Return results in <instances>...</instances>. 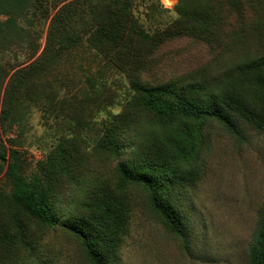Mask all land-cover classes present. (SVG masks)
I'll return each mask as SVG.
<instances>
[{
  "label": "rangeland",
  "instance_id": "rangeland-1",
  "mask_svg": "<svg viewBox=\"0 0 264 264\" xmlns=\"http://www.w3.org/2000/svg\"><path fill=\"white\" fill-rule=\"evenodd\" d=\"M150 1L166 10L148 18L149 9L143 2L134 8L147 27H165L179 17V0L145 3ZM24 23L34 26L35 33L12 45L16 59L10 52L0 56L1 65L27 64L32 42L39 44V52L43 50L48 19L35 21L33 26ZM161 45L149 56L143 78L156 83L183 77L188 92L194 89L191 81L200 72L210 79L232 57L230 53L219 55L215 47L186 33ZM57 68L54 76L44 77L57 84L52 112H45L44 104L24 94L16 115L3 117L9 76L0 85V138L10 156L19 154L25 159L29 174L55 173L60 169L55 165L61 163L62 151L68 146L78 151L79 167L74 169L78 178L60 175L57 180H44L54 213L82 221L94 216L95 202L102 196L119 197L120 206L109 204L121 213L125 229H120L121 242L114 257L101 243L106 264H249L247 251L264 202V133L242 124L244 135L238 139L215 120L184 122L178 116L158 119L145 114L136 118L127 132L132 145L142 146L145 152L155 149L182 174L196 177L193 182L174 184L176 190L166 188L168 201L183 225V236L177 235L152 211L145 189L121 183L114 168L116 156L104 143L111 122L123 110L127 79L121 75L115 79L120 88L117 92L83 94L74 88L84 79L80 65L63 61ZM35 92L36 99L38 90ZM61 142L63 148L58 150ZM4 172L0 174V264H91L78 238L62 227L49 228L10 200Z\"/></svg>",
  "mask_w": 264,
  "mask_h": 264
},
{
  "label": "trees",
  "instance_id": "trees-1",
  "mask_svg": "<svg viewBox=\"0 0 264 264\" xmlns=\"http://www.w3.org/2000/svg\"><path fill=\"white\" fill-rule=\"evenodd\" d=\"M141 2L149 9L148 18L156 11L166 10L145 0H0V56L10 52L16 59L12 45L32 37L35 21L48 19L42 51L39 52L38 43L32 42L29 62L24 66L0 63V85L9 76L2 114L8 119L15 116L24 94L44 104L45 112H52L57 84L44 77L54 76L63 61L80 65L84 79L74 88L84 91L83 94L117 92L120 88L115 86V79L125 77L128 85L124 89L123 110L111 122L104 143L116 156L114 168L121 183L145 189L152 211L170 232L183 236L181 217L168 201L166 188L176 190L174 184L193 182L196 177L182 174L155 149H137L127 132L136 118L145 114L158 119L178 116L184 122L215 120L238 139L244 135L242 124L264 133V0H179V17L165 27L160 24L153 28L134 13ZM183 33L215 47L219 55L230 53V63L210 79L200 72L191 81V92L183 77L156 83L144 79L142 73L149 64V56L163 42ZM62 143L58 150L63 148ZM77 157V149L68 146L61 153V163L55 165L60 168L55 173L29 174L25 159L19 154L10 156L8 146L0 138V174L5 171L10 200L49 228L62 227L78 238L91 264H106L101 243L114 257L121 242L120 229H125L121 213L109 203L120 206L121 199L110 194L102 196L95 202L94 216L77 222L56 215L49 205L44 180H57L60 175L78 178L74 173L79 167ZM105 217L109 218L107 222ZM247 258L249 264H264V202Z\"/></svg>",
  "mask_w": 264,
  "mask_h": 264
}]
</instances>
